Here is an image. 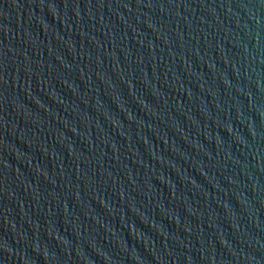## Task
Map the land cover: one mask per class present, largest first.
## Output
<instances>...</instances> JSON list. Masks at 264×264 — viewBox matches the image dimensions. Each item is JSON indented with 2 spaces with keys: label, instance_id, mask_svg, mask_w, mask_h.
I'll return each instance as SVG.
<instances>
[{
  "label": "water",
  "instance_id": "obj_1",
  "mask_svg": "<svg viewBox=\"0 0 264 264\" xmlns=\"http://www.w3.org/2000/svg\"><path fill=\"white\" fill-rule=\"evenodd\" d=\"M0 264H264V0H0Z\"/></svg>",
  "mask_w": 264,
  "mask_h": 264
}]
</instances>
